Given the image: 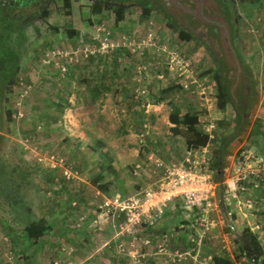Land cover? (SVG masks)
<instances>
[{"label":"rangeland","instance_id":"1","mask_svg":"<svg viewBox=\"0 0 264 264\" xmlns=\"http://www.w3.org/2000/svg\"><path fill=\"white\" fill-rule=\"evenodd\" d=\"M233 1L236 35L232 37L216 0L195 3L191 14L195 26L188 27L196 39L191 40L180 39L160 13L152 11L141 18L133 6L126 7L118 21L112 4L94 12L88 0H55L46 11L29 17L18 81L0 120V264H95L100 259L114 264H212L213 255L249 264L236 258L235 238L244 228V221L235 218L240 216L237 204L240 199L246 208L262 212L260 196L264 195L238 183L235 171L245 148L264 154V0ZM184 12L169 11L171 22L185 23ZM212 28L217 34L211 35ZM72 29L76 33L70 37L67 32ZM104 38L119 46L103 48ZM207 46L220 60H214ZM85 47L96 52L86 58ZM52 50L68 52L73 59L48 57ZM117 51L122 52L117 55L122 74L117 84L128 90L112 88L96 102L90 101L87 86L97 74L91 67L111 66ZM89 58L98 61L91 64ZM218 63L229 77L232 92L246 94L243 99L233 95V100L248 103L239 130L231 104L221 110L214 98ZM68 70L74 77L66 74ZM126 97L138 102L134 111L126 107ZM147 103L158 105L152 109L144 106ZM173 105L198 112V129L212 135L209 151L197 156L210 160L206 171L216 182L220 168L212 164L225 147L223 180L216 189L215 206L211 204L207 211L216 228L201 235V228L184 220L180 201L175 200L167 204L157 223H142L127 234L119 228L118 216L98 217V205L104 197H127L153 182L158 172L144 163L150 162L146 159L150 153L166 163H179L192 148L184 135L170 130ZM141 109L147 117L138 125L136 111ZM100 150L107 152L101 155ZM110 150L116 153L110 156ZM50 156L62 158L73 175L66 178L60 163L52 168L46 159ZM109 161L119 167L115 175L110 168L104 170ZM112 175L114 184L107 181ZM226 196L230 202L224 199L226 204L221 206ZM39 221L48 229L35 241L27 238L24 226ZM180 224L184 226L176 227ZM199 238V244L191 241ZM100 247L98 258L95 249Z\"/></svg>","mask_w":264,"mask_h":264},{"label":"trees","instance_id":"2","mask_svg":"<svg viewBox=\"0 0 264 264\" xmlns=\"http://www.w3.org/2000/svg\"><path fill=\"white\" fill-rule=\"evenodd\" d=\"M222 5V10L224 13V18L227 21V25L229 28V34L230 37L236 35V21L233 17V14H231V6L233 5V0H216ZM232 4V5H231ZM104 6H97L93 8L94 12H100V9ZM136 14L141 17H148L154 12H158L163 16V19L169 24L173 29L178 31V36L182 40H191L194 38V30L191 27H188L185 23H178L179 25H174L171 21V14L165 11H160L158 7L155 5H148L146 3L139 4V6L135 7ZM116 18L118 21L122 19V15L124 12V7L120 6L119 8H115ZM30 15L28 11H19L17 13L7 12L2 9H0V120L3 117V110L5 103L9 100V94L11 91V88L17 83L18 81V74L21 69V61H22V51L21 47L23 46V42L25 40L24 36V30L25 27L30 23V19L27 18V16ZM171 18V19H170ZM195 22V20H194ZM191 24H194L193 22ZM189 25L194 27L195 25ZM182 25V26H180ZM76 33L75 30H69L67 34L72 37ZM217 32L214 30V28L211 29V35H215ZM196 39V38H194ZM208 51L213 56L214 60H220L216 57L214 54V51L211 49L210 46H207ZM118 56L122 55L121 51H117L114 53L111 61L112 65L108 66V64L103 65V69H99L98 66H92L94 70H98L96 76L93 80H90L92 82L91 85L87 86V89L91 92L92 98H98L99 95L103 93H109L112 92V84L110 81L113 82V80H117L116 78V70L119 69L120 61L117 58ZM104 61L105 59L102 58ZM95 61H98V59L95 58H89V63L93 64ZM221 66V67H220ZM215 74L213 76V79L216 84V99H217V107L221 110H224L228 104H231L234 111L236 112V115L239 119V121L236 123L237 130H239L242 127V124H244L245 121V112L244 109L248 106V103H243L242 100L243 97H246L244 92H240L236 94V90L234 93L229 87V77L223 70V66L216 64ZM68 76L74 77L71 70H68L67 73ZM246 77V76H245ZM248 80V79H247ZM89 80H86L85 82H88ZM248 83L251 82L248 80ZM250 86V85H249ZM168 88L164 90L166 93ZM122 93H126L125 90L122 91ZM233 95L235 97H239L236 101L233 100ZM126 96V94H125ZM237 97V98H238ZM126 103L128 108H131L132 111L136 107L134 105H138V102H132V97H126ZM138 114L137 118V124H142L144 117H147V115L144 112V109H141L140 111H136ZM8 118V116H6ZM198 112L191 111V110H185L182 111L178 106L173 105V110L170 112L168 116L169 122L172 124L170 127V130L173 134H182L185 137V140L187 141V145L192 148H199L204 147L209 142L210 135L208 132L202 131L198 129ZM126 133V131L124 130ZM233 134L230 136L224 138L223 142L227 141L230 137H232ZM1 138V136H0ZM221 150H225V147H222L218 154L215 156V159L213 161L212 167L218 168L220 164L223 163L224 160V153ZM109 162H106L104 167H109L107 165ZM103 165V162L101 163ZM105 171H108L105 169ZM217 179L219 181L223 180L222 175L217 176ZM106 185H108V182H105ZM250 185V184H249ZM251 186V185H250ZM264 186V183L261 185L262 188ZM106 186L102 187V189H105ZM253 190H256L258 188H253ZM106 191V190H105ZM42 221V220H41ZM32 222L30 224H26L24 226V230L26 233L27 238L31 240H36L38 237H40L48 228L46 227V224L44 222ZM235 243L237 244V260L239 258H243L249 262V264H264V249L261 244V242L258 239V236L252 232L249 228H244L242 231V234L238 235L235 238ZM212 263L213 264H235V262L231 261L229 258L223 256V255H213L212 256Z\"/></svg>","mask_w":264,"mask_h":264},{"label":"built area","instance_id":"3","mask_svg":"<svg viewBox=\"0 0 264 264\" xmlns=\"http://www.w3.org/2000/svg\"><path fill=\"white\" fill-rule=\"evenodd\" d=\"M103 48L115 49L119 43L108 42L104 38ZM144 43V42H143ZM124 45V44H123ZM139 47V45H138ZM142 47V46H141ZM96 52L95 48L85 47L83 49L84 57H89ZM48 57H60L73 59L68 52L52 50L46 54ZM175 57H172L171 62ZM187 87V86H186ZM194 150L185 151V156L179 163H166L163 160L156 159L152 161L156 169L162 170L161 177L153 182L146 184L145 187L130 196L124 197L119 194L111 197H104L98 205L100 214L112 213L114 217L118 216L121 220L119 228L130 234L136 226L142 223L152 226L160 219L167 207V204L175 200L180 201L181 213L185 221L190 222L192 226L201 228V235L206 230L214 227L216 222L207 214L208 207L211 206V199L215 196L217 184L212 180L211 175L202 167L207 165L208 161L199 159L194 155ZM48 159L52 168H56L59 163L63 168V175L69 178L73 172L69 166H64L62 158L50 156ZM42 157L38 158L41 161ZM138 170L140 164L135 166ZM236 179L238 183L250 184L253 188H259L264 183V154L258 153L252 148L242 150L238 163L236 165ZM241 189H247L241 186ZM248 203H251L248 200ZM184 224L176 227L181 228ZM165 238L166 235H163ZM192 242H201V238ZM145 240V243H148ZM160 251L162 244H159ZM55 264H59L58 262Z\"/></svg>","mask_w":264,"mask_h":264},{"label":"crops","instance_id":"4","mask_svg":"<svg viewBox=\"0 0 264 264\" xmlns=\"http://www.w3.org/2000/svg\"><path fill=\"white\" fill-rule=\"evenodd\" d=\"M94 70V69H93ZM92 71V70H91ZM98 71V70H97ZM116 78H117V80H113V89L114 90H116V89H119V90H126L127 88H125L126 86H124V84H120V83H118L117 84V82L119 81V79H120V77H121V72H120V70L119 69H117L116 70ZM126 75L127 76H129V73L127 74L126 73ZM123 85V86H122ZM133 88V87H132ZM131 88V89H132ZM128 90V89H127ZM126 90V91H127ZM215 98V97H214ZM98 100V98H91V100L90 101H92V102H96ZM215 100H216V98H215ZM213 101H214V99H213ZM155 105H158L157 103L155 104ZM154 103L153 104H151V103H147L146 105H144L145 107H151L152 109H155V108H153L154 106ZM146 108V110H145V112L147 113L149 110ZM210 135V134H209ZM211 136L212 135H210V138H209V141L211 140ZM208 145H209V142L207 143V145H205L204 147H199V148H191V149H193L194 150V155H196V157L197 158H199L198 156H197V153H199V152H205V151H209V150H206V148L208 147ZM190 149V148H189ZM197 149H199V150H197ZM187 151V150H186ZM220 151V150H219ZM221 151H223V153H224V155L226 154V150H221ZM66 152H67V150H66ZM69 152H72V150H69ZM105 152H107L106 150H104V151H99V153H101V155H104V153ZM72 153H74V152H72ZM112 153V154H111ZM113 153H116V152H114L113 150H110V156L111 155H113ZM152 156H154V154L153 153H150L147 157H146V159H148V160H150V162L149 161H147V162H144L145 163V167L146 168H148V167H151V168H153L154 170L152 171V172H155V171H157L158 172V174L157 175H154V180H156L157 178H159V177H161V175H162V170H160V169H156L155 168V165L153 164V160L154 161H156V159H159V158H156V157H152ZM185 156V155H184ZM210 157H211V155H210ZM200 159V158H199ZM201 159H203V158H201ZM159 160H161V159H159ZM116 161V160H115ZM115 161H112V162H110L109 161V163L107 164V165H109V167H104V170L105 169H107L108 171H109V168H110V172H114V175H115V172L117 171V169H119V167L116 165V163H115ZM209 162H210V160L208 161V164L207 165H209ZM169 163H171V162H169ZM100 165H102V164H100ZM105 165V164H104ZM207 165H204V164H202V167H204V168H206V169H208V167H207ZM221 165V164H220ZM219 165V168H220V171H219V173H218V176H220L221 175V173H222V171H223V169H224V166H220ZM137 166V165H136ZM149 171H151L150 169H148ZM208 173H209V171H207ZM210 174V173H209ZM151 176V174L149 175V177ZM112 177H113V175H112ZM111 179V180H110ZM110 179H108L107 181H112L113 180V183L112 184H114L115 183V179H114V177L113 178H110ZM212 180H213V178H212ZM104 182H107L106 180H103ZM214 181V180H213ZM222 181V180H221ZM221 181H219V180H217V182L216 181H214L216 184H217V187H216V189L218 188V187H220V182ZM108 184V183H107ZM257 191V193H260V195H264V186L262 187V188H258V189H256ZM215 194H216V190H215ZM215 197V196H214ZM261 197V202H263L264 203V196H260ZM227 200L226 202L227 203H229L230 202V198L228 197V196H226L225 198L224 197H222V199H221V206H223V204L225 205L226 204V202H225V200ZM260 200V199H259ZM214 201V198H212L211 199V204H213V207L215 206V202H213ZM236 201H238L237 199H236ZM235 201V202H236ZM174 202V201H173ZM239 202L240 203H238L237 204V202H236V204H237V206H238V208H239V215L240 216H237V217H235L236 219H239V220H242V221H244V228H249L252 232H254L257 236H258V239H259V241L261 242V244H262V246H263V249H264V211H262V210H264V208H261L260 207V211H262V212H254V210H256V209H258V208H254V210L252 211V209H249V208H246V206H245V203L243 204L242 202H244V201H241L240 199H239ZM239 205H243L242 207L241 206H239ZM99 213V212H98ZM230 212H228V214H229ZM232 216H234L233 214H232ZM98 217H101V215H100V213H99V216ZM226 217H227V213H224V218L226 219ZM159 221V220H158ZM157 223V222H156ZM217 225V224H216ZM215 225V226H216ZM212 227V228H210L209 230H212V229H214V228H216V227ZM244 228H242L241 230H243ZM242 234V233H241ZM240 235V234H239ZM104 246V245H103ZM99 249L101 250L102 248L100 247V248H97V249H95V252H96V255H99V257L98 258H100V257H102V255H100V253H98L97 254V251H99ZM211 254H213V253H211ZM211 254H209V255H211ZM227 258H229L228 256H226ZM211 259H212V256L210 257ZM87 258L86 257H84V259L83 260H86ZM230 259V258H229ZM231 260V259H230ZM112 260H108V261H105V260H102V259H100L97 263H95V264H102V262L103 263H105V264H114L113 263V261L111 262ZM231 261H233V260H231ZM153 262V261H152ZM142 264H143V262H142ZM213 264V263H212ZM235 264H236V262H235Z\"/></svg>","mask_w":264,"mask_h":264},{"label":"flooded vegetation","instance_id":"5","mask_svg":"<svg viewBox=\"0 0 264 264\" xmlns=\"http://www.w3.org/2000/svg\"><path fill=\"white\" fill-rule=\"evenodd\" d=\"M65 1L66 0H62L64 3ZM53 2H55V0H0V9L12 13L28 11L30 15H28L27 18L30 16L34 18L36 13H42L43 11H46L48 6ZM88 2L90 4V9L109 4H112L115 8L123 6L125 9L126 7H136L139 6V4L146 3L152 6L155 5L161 9L160 11L163 10L165 12H180L181 10H184L187 11L184 13L188 15V20L185 22L187 25H190L192 22L194 23L195 19H193L191 14L196 10V4H202V0H88ZM205 9L207 10L208 8ZM173 15L175 14L173 13Z\"/></svg>","mask_w":264,"mask_h":264}]
</instances>
